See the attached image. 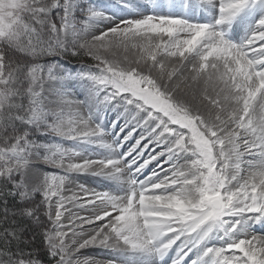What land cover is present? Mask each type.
Returning a JSON list of instances; mask_svg holds the SVG:
<instances>
[{
    "label": "snow or ice",
    "instance_id": "1",
    "mask_svg": "<svg viewBox=\"0 0 264 264\" xmlns=\"http://www.w3.org/2000/svg\"><path fill=\"white\" fill-rule=\"evenodd\" d=\"M257 230L264 0H0V264H264Z\"/></svg>",
    "mask_w": 264,
    "mask_h": 264
},
{
    "label": "rangeland",
    "instance_id": "2",
    "mask_svg": "<svg viewBox=\"0 0 264 264\" xmlns=\"http://www.w3.org/2000/svg\"><path fill=\"white\" fill-rule=\"evenodd\" d=\"M243 35V29H241L237 34H236V36H237V38H236V36H235V39H239L241 36ZM119 114L118 113H116V112H112V113H110V114H108L107 116H106V121H107V124H108V126H111V121L112 120H116L117 121V116H118ZM116 118V119H115ZM116 129H113V131H112V133H110V135H115V133L116 132H119V130H116ZM121 135H123V133L121 134ZM65 146H70V145H65ZM125 150H126V148H125ZM79 178V177H78ZM94 179V178H93ZM80 185H83L84 187H88V188H90L89 187V185H87V182H82V181H80L79 179H73V181H72V183L71 184H69L68 185V187H67V191H65V193H64V195H66V196H71V195H73L74 193H77V194H79L80 195V188H79V186ZM82 196V195H81ZM36 199L38 200L39 199V197H36ZM73 209H75V208H73ZM75 215H77L78 213V215H86L87 213L86 212H83V211H80V212H77L76 210H75V212H73ZM68 220H64L63 221V223L64 224H68ZM37 229H34V231H36ZM43 231V230H42ZM41 231V232H42ZM64 231H67V228H65L64 229ZM254 233V232H253ZM256 234V233H255ZM41 236H42V234H41ZM28 237H26V239H27ZM34 239H36V236H35V238ZM32 241H34L33 239H32ZM43 243H44V245L46 246V242H45V240L43 241ZM92 251L93 250H100V249H98V248H90ZM87 250V249H86ZM101 251V250H100ZM95 253L94 251L93 252H90L89 250H87V253L86 252H82L81 251V254L79 255V257H73V259H76V258H79V259H84V258H86L87 256L88 257H91V258H93V254ZM83 255V256H82ZM104 259H106V258H104ZM103 260V259H102Z\"/></svg>",
    "mask_w": 264,
    "mask_h": 264
},
{
    "label": "trees",
    "instance_id": "3",
    "mask_svg": "<svg viewBox=\"0 0 264 264\" xmlns=\"http://www.w3.org/2000/svg\"><path fill=\"white\" fill-rule=\"evenodd\" d=\"M81 60H84L87 63H91L90 60H88L86 57H75L70 58L69 61L71 62H80ZM41 229H37V233H41ZM34 241H31V244L29 247L25 248V252L32 251V252H38L39 257H33V258H39L42 260V263L49 264V257L46 254V246L44 245V237L41 234L36 235V239H33Z\"/></svg>",
    "mask_w": 264,
    "mask_h": 264
},
{
    "label": "bare ground",
    "instance_id": "4",
    "mask_svg": "<svg viewBox=\"0 0 264 264\" xmlns=\"http://www.w3.org/2000/svg\"><path fill=\"white\" fill-rule=\"evenodd\" d=\"M236 38H237V36H236ZM129 55L131 56L132 54L129 53ZM122 123H123V117H121L119 120H117L115 129L120 131V127H121ZM131 142H134V141H131ZM153 167H155V165H153ZM77 179H79L82 182H87V185H89L90 188L97 187L96 181L92 177H90L88 175H80L79 178H77ZM80 195H83V193L81 192ZM73 212H75V209H73ZM251 235L261 236V235H264V232H261V231L257 230V231H254V233H251ZM87 250H89L90 252H93V251L95 252L94 254L92 253L94 259L102 260L104 258H107L106 255L102 251H100V250H97L96 249V250H93L92 251L90 248L87 249ZM87 250H81V251L87 253Z\"/></svg>",
    "mask_w": 264,
    "mask_h": 264
}]
</instances>
